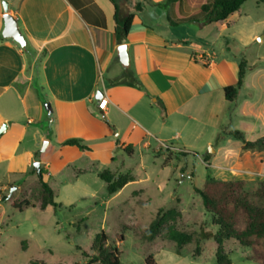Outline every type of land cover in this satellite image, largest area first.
Segmentation results:
<instances>
[{
    "label": "crops",
    "instance_id": "1",
    "mask_svg": "<svg viewBox=\"0 0 264 264\" xmlns=\"http://www.w3.org/2000/svg\"><path fill=\"white\" fill-rule=\"evenodd\" d=\"M4 1L27 40V51L2 36ZM164 1L125 2L134 18L125 43L131 65L124 69L111 0H0V130L7 125L0 135V194L8 189L21 194L36 184L38 192L34 164L39 163L59 206L84 201L96 206L107 188L99 175L122 173L125 156L131 158L124 151L129 145L133 157L137 150L165 146L199 155L216 144L211 154L199 156L212 179L243 182L253 191L264 184V145L243 149V141L227 135L239 131L247 142L264 137V66L249 69L237 99L229 102L224 89L238 83L241 59L221 44L216 49L217 39L243 17L242 8L205 27H173L170 18L187 12L185 2L166 7ZM126 70L147 93L115 83ZM99 91L108 101L104 110L102 99H96ZM70 139L82 140L90 150L62 145ZM212 225L216 231L207 226L206 232L215 234L218 227ZM211 240L201 242L197 257ZM240 246L235 239L226 241L225 253ZM213 247L216 256V242ZM248 248L245 261L261 264Z\"/></svg>",
    "mask_w": 264,
    "mask_h": 264
},
{
    "label": "rangeland",
    "instance_id": "2",
    "mask_svg": "<svg viewBox=\"0 0 264 264\" xmlns=\"http://www.w3.org/2000/svg\"><path fill=\"white\" fill-rule=\"evenodd\" d=\"M241 14L243 17H236L230 30L217 39L216 49H220V44L227 47L230 56L246 60L248 69L264 66V4L250 0L242 6ZM213 31L208 33L211 39ZM215 147L216 144L208 146L199 155L180 160L175 159L179 152L169 148L137 150L133 157L125 156L126 165L119 170L129 173L134 182L114 198L105 186L96 206L84 201L71 208L42 209L37 184L21 194L8 189L0 194V264H86L84 252L94 254V241L102 232L106 233L108 244L118 247L122 264H145L149 255L157 264H218L213 240L203 245L201 257H194L200 232H206L207 226L216 231L212 216L195 191L211 178L199 156L211 154ZM251 189L252 186L244 188L249 193L258 188ZM23 200H29L32 206L23 212L12 207L14 201ZM250 200L264 208V201L254 196ZM169 212L174 214V220H168L156 239L147 240L145 233L151 223L158 215ZM171 225L194 237L193 243L181 248L180 255V247L168 238ZM250 250L240 246L239 251L228 255L233 264H258L245 261L244 253ZM261 251L264 253V243Z\"/></svg>",
    "mask_w": 264,
    "mask_h": 264
},
{
    "label": "trees",
    "instance_id": "3",
    "mask_svg": "<svg viewBox=\"0 0 264 264\" xmlns=\"http://www.w3.org/2000/svg\"><path fill=\"white\" fill-rule=\"evenodd\" d=\"M116 7V37L119 44H125L128 33L134 18L130 8L126 5L127 0H111ZM250 0H165L162 5L169 7L171 5L181 4L185 2L187 12L182 16L172 20L170 23L173 27H178L184 24L196 23L201 27L226 21L231 15L240 11L242 6ZM264 4V0H260ZM191 8H193L191 12ZM141 7L137 6V10ZM27 51V49H25ZM249 69L245 59H241L238 83L234 86L226 87L224 89L225 98L229 102L237 99L240 90L242 89L246 75ZM116 84L130 85L147 93L145 88L133 77L129 70H126L124 75L118 78ZM161 115L166 116V110L163 105L160 106ZM229 136L244 142L243 149L255 148L257 145H264V137L256 142H247L244 135L239 131L228 132ZM222 141V136H218V142ZM63 146H76L81 151H89L90 148L85 146L80 139H70L62 143ZM124 151L129 157L133 155V146H127ZM188 155L197 156L195 152L183 153L179 152L176 155L177 160ZM208 162V159H205ZM45 171L40 168L38 173L39 178V197L41 200V208L53 207L57 210L60 206L55 202L54 192L48 183L43 181ZM99 177L107 184L108 194L114 195L124 189L130 182L134 181L133 177L127 174H116L110 170L102 172ZM245 184L243 182H223L216 181L209 178L203 188H195L196 193L202 198L203 206L208 214L213 217L214 224L218 227V231L214 234L212 232H205L202 230L199 234V240L194 256L201 254V242L213 239L217 243L216 260L218 264H233L228 254L225 253L224 243L229 240H237L243 247H251L254 249L256 258L264 264V253L261 247L264 243V208L255 205L250 196L257 197L264 201V184L257 190L249 193L244 190ZM7 197L2 200L4 202ZM29 200L14 201L12 207L23 212L25 209L31 207ZM169 219L174 220V214L169 212L163 216L158 215L151 223L149 229L145 233V238L153 241L159 236ZM242 223L243 227H239ZM168 238L174 242L179 248L177 253L181 254V248L185 245L191 244L194 241L192 234L178 230L175 225H171L167 229ZM119 239L123 241V237ZM108 238L105 232L99 234L93 244L94 254L89 256L84 252V257L87 258L86 264H122L121 253L117 246L108 244ZM35 264H45L38 261ZM81 264V263H74ZM145 264H157L154 257L149 255Z\"/></svg>",
    "mask_w": 264,
    "mask_h": 264
},
{
    "label": "water",
    "instance_id": "4",
    "mask_svg": "<svg viewBox=\"0 0 264 264\" xmlns=\"http://www.w3.org/2000/svg\"><path fill=\"white\" fill-rule=\"evenodd\" d=\"M3 10H4V30L2 33L3 38L5 39H12L16 43H18L23 49H26L28 46L27 40L25 36L22 34V31L19 28V24L17 19L10 13V5L8 1L3 2ZM118 59L121 64V66L124 69L130 68V54H129V47L127 44H122L118 47ZM104 94L102 91H99L96 99L101 100L103 98ZM46 108L51 114V110L48 106L46 105ZM7 129V125L4 124L3 127L0 130V135H2ZM47 143L44 144L43 150L46 149ZM34 166L37 168L38 172L40 171V164L35 163Z\"/></svg>",
    "mask_w": 264,
    "mask_h": 264
},
{
    "label": "built area",
    "instance_id": "5",
    "mask_svg": "<svg viewBox=\"0 0 264 264\" xmlns=\"http://www.w3.org/2000/svg\"><path fill=\"white\" fill-rule=\"evenodd\" d=\"M107 103H108V101H107L106 98L102 99V100L100 101V103H99V107H100V109L104 110L105 107L107 106ZM164 148H168V147L165 146Z\"/></svg>",
    "mask_w": 264,
    "mask_h": 264
}]
</instances>
